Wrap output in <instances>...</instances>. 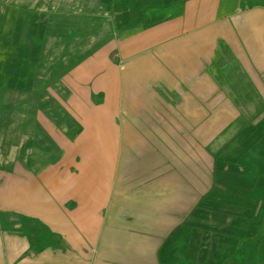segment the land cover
Returning <instances> with one entry per match:
<instances>
[{"label": "crops", "instance_id": "0c3cea01", "mask_svg": "<svg viewBox=\"0 0 264 264\" xmlns=\"http://www.w3.org/2000/svg\"><path fill=\"white\" fill-rule=\"evenodd\" d=\"M178 6L87 54L67 45L71 64L37 89L51 10L33 0L24 29L3 36L1 77L13 65L19 86L0 100L13 136L10 153L0 140V264H212L234 231L258 238L264 0Z\"/></svg>", "mask_w": 264, "mask_h": 264}, {"label": "rangeland", "instance_id": "374dc122", "mask_svg": "<svg viewBox=\"0 0 264 264\" xmlns=\"http://www.w3.org/2000/svg\"><path fill=\"white\" fill-rule=\"evenodd\" d=\"M4 2V5H0L2 11H15L21 10V21L18 17L12 20L9 15L6 18L0 17V50H6L4 55L0 56V89L6 90L5 95L7 97L0 98L3 100H9L8 95H12L11 90H16L19 84L16 82V78L19 72H13V65L9 66L8 70L4 73L2 78V67L8 65L7 62L1 63L3 60L12 61L13 49L8 45V40L3 37L4 35L11 34L18 30L22 31L27 25L30 18V13L33 14V0H22L26 2L27 6L18 7L13 0H0ZM172 1V0H171ZM38 9H44L48 7L50 15H52V21L48 24V30L52 33V45L53 52L50 55H37V71L38 81L34 89L39 88L42 85L43 78H40L43 73L47 72L49 67L53 69V72L60 70L61 64L64 62H70L71 58L63 54V49L69 45V51L73 52L76 48H81L83 53H88L95 50L97 47L106 45L108 42L120 37L125 31L134 29L139 25L148 23V20H154L155 16L162 12L168 11V8H162L167 4V0H36ZM37 20L40 17H36ZM99 21V22H98ZM91 22V23H89ZM42 26V24L40 25ZM34 27V24H33ZM35 27L38 29L39 24L36 22ZM82 45H84L82 47ZM85 52H84V49ZM66 50V49H64ZM88 51V52H87ZM82 52L80 53V55ZM16 58V56H14ZM28 55H25L27 59ZM17 60V59H16ZM68 63V64H69ZM57 66V67H56ZM28 71L21 70V83L27 79L26 74ZM31 75V72H30ZM24 78V79H23ZM55 88V86H54ZM32 89V90H34ZM31 90V91H32ZM31 109L34 110V106L37 104H43L45 102H37L35 96L30 98ZM45 100V98H43ZM48 100V99H47ZM37 103V104H36ZM14 104L13 108H15ZM33 106V107H32ZM55 104L51 103L46 105L48 111L51 110ZM47 109V108H46ZM8 131V130H7ZM7 131L4 130V134H0L1 145L3 144L6 152L12 145L13 136L6 135ZM6 153V154H8ZM253 200H246V203ZM262 202L264 205V199L255 200ZM259 224L263 225L262 231L259 233L257 239L253 242L244 241L241 242L237 239L236 231H234L235 237H231L228 241V245L223 247V262L212 264H264V216H259ZM231 233V232H230ZM250 233V232H247ZM226 253V254H225Z\"/></svg>", "mask_w": 264, "mask_h": 264}, {"label": "trees", "instance_id": "16d2710c", "mask_svg": "<svg viewBox=\"0 0 264 264\" xmlns=\"http://www.w3.org/2000/svg\"><path fill=\"white\" fill-rule=\"evenodd\" d=\"M183 0H175L174 3H169V4H166L164 6H161L162 8H168L170 7V9L168 11L165 10V12H162V16L160 17V13H158L156 16H155V20H158V19H162V18H165L167 16H171V15H175L178 13V2H181L182 3Z\"/></svg>", "mask_w": 264, "mask_h": 264}]
</instances>
